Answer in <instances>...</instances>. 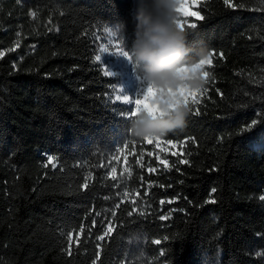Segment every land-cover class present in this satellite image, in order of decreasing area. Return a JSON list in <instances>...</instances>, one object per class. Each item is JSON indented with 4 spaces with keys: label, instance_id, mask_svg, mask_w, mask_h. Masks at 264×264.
<instances>
[{
    "label": "trees",
    "instance_id": "16d2710c",
    "mask_svg": "<svg viewBox=\"0 0 264 264\" xmlns=\"http://www.w3.org/2000/svg\"><path fill=\"white\" fill-rule=\"evenodd\" d=\"M146 2L0 0V264H264V0L182 17L208 83L152 143L116 100L145 90L117 49ZM125 144L130 179L108 167Z\"/></svg>",
    "mask_w": 264,
    "mask_h": 264
},
{
    "label": "clouds",
    "instance_id": "9594fccd",
    "mask_svg": "<svg viewBox=\"0 0 264 264\" xmlns=\"http://www.w3.org/2000/svg\"><path fill=\"white\" fill-rule=\"evenodd\" d=\"M186 10V0H147L134 14L135 40L127 53L150 89L130 120L129 135L137 140L162 139L184 128L192 107L180 94L208 83L198 67L207 49L193 53L181 26Z\"/></svg>",
    "mask_w": 264,
    "mask_h": 264
},
{
    "label": "rangeland",
    "instance_id": "374dc122",
    "mask_svg": "<svg viewBox=\"0 0 264 264\" xmlns=\"http://www.w3.org/2000/svg\"><path fill=\"white\" fill-rule=\"evenodd\" d=\"M199 1L200 0H186L188 5L187 10L189 12L198 13V15H195L196 17H199V12L197 9ZM204 66L202 68L203 71ZM146 143H148L147 140ZM142 151L144 150H139L134 144H125L124 146L120 147L108 162L110 174L114 177L124 176L127 179H130L134 174V164L137 163L141 167L144 165L143 160L145 156L143 155L144 153ZM131 196L132 195L127 192L125 197L130 198Z\"/></svg>",
    "mask_w": 264,
    "mask_h": 264
},
{
    "label": "snow or ice",
    "instance_id": "6c2138e0",
    "mask_svg": "<svg viewBox=\"0 0 264 264\" xmlns=\"http://www.w3.org/2000/svg\"><path fill=\"white\" fill-rule=\"evenodd\" d=\"M230 0H225V3H229ZM187 9H188V5H187ZM188 15H198V13H195V12H189L188 10H186L184 13H183V16H188ZM181 26L183 27V25L181 24ZM191 27H195V25H191ZM111 37V34L109 33V38ZM119 51L120 54L124 55V56H128V53L127 51H122V50H119V48L117 49ZM102 52H107V49L106 48H102L101 49ZM130 58V57H129ZM97 60H100L101 58L99 56L96 57ZM131 59V58H130ZM206 63H211V59L210 58H204L200 61L198 67L200 68H203V66L206 64ZM108 76H112L114 75V73H112L111 71H107L106 73ZM204 76L206 79H208L209 77V73L204 71ZM149 90L148 88H145V90L143 91V93L141 95H138L135 97V99H133L131 96L129 95H124V96H116V100L117 101H120L121 99L126 102L127 104H131V105H134V109L131 111V115L127 118H131V116H134L136 114V112L139 110L140 108V105H141V102L142 101H147V99L149 98ZM201 93V90L198 91V92H193V91H185L183 93H181V99L184 101V103H191V104H198L199 103V100H198V96L200 95ZM195 114H199L198 110L196 111ZM157 141L159 139H156ZM149 143H152L153 140H147ZM169 144H172V141H168ZM186 162V161H185ZM212 191H215V189H213ZM261 199H264V197H261ZM110 230V229H109ZM100 239H103V237H100ZM155 243L159 244L160 241H155ZM259 255V253H258Z\"/></svg>",
    "mask_w": 264,
    "mask_h": 264
}]
</instances>
